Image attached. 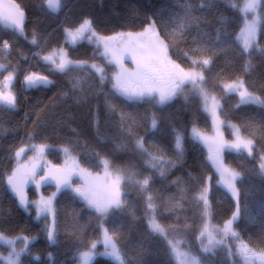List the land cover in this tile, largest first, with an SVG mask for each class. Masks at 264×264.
Segmentation results:
<instances>
[{
	"label": "trees",
	"instance_id": "trees-1",
	"mask_svg": "<svg viewBox=\"0 0 264 264\" xmlns=\"http://www.w3.org/2000/svg\"><path fill=\"white\" fill-rule=\"evenodd\" d=\"M45 1L15 0L26 14L23 35L0 28V65L16 70L13 90L17 97L15 108L0 106V231L10 237H36L29 251L21 256V264H76L78 254L100 240L101 225L114 233L124 264H175L168 239L182 240L202 264H231L224 251L203 253L199 240L203 205L195 197L205 183L210 186L208 199L215 226L224 225L236 212V200L220 183V174L208 159V151L190 137L193 125L202 131L212 128L200 96L188 91L190 85L163 106L155 101L126 102L116 96L110 79L115 66L107 64L94 44L66 43L64 30L78 26L86 18L105 37L138 33L155 21L169 45L171 59L185 70L203 72L202 87L221 105L218 114L225 121L221 130L224 138H231L227 128L230 123L239 128L241 136L253 141L251 156L225 152L224 160L240 174L236 181L240 211L233 229L249 247L264 249V175L260 170V157L264 156V104H240L238 94L225 92L222 87L242 79L253 96L264 100V24L254 46L243 52L237 35L243 21L238 8L244 0H61L56 14L45 9ZM34 33L35 45L31 43ZM4 41L9 49L3 48ZM61 47L66 48L73 61L104 66L109 79L101 85L99 76L87 66L63 73L50 71L42 56ZM190 58H208L211 63L200 68L192 65ZM30 72L47 75L53 83L26 89L22 81ZM77 83L79 86L74 88ZM122 113L135 120L129 132L120 130ZM153 115L159 121L155 134L147 131ZM172 128L187 134L181 156L173 147ZM140 137L144 138L145 147L165 163H158L155 168L146 163L148 157L135 147ZM29 143L50 145L45 157L52 164L63 162V147H68L81 167L89 171H101L99 159L110 160L109 171L124 177L123 210L101 218L65 189L54 200L57 237L55 244L49 243L44 220L35 219L33 208L25 213L5 181L14 152ZM144 177H151L147 190L138 183ZM54 191L52 183L41 188L45 197ZM27 196L35 200L33 187L28 188ZM149 197L154 211L148 208ZM149 212L165 229L168 239L151 230ZM97 249L101 250V245ZM91 264L118 262L97 256Z\"/></svg>",
	"mask_w": 264,
	"mask_h": 264
},
{
	"label": "snow or ice",
	"instance_id": "snow-or-ice-1",
	"mask_svg": "<svg viewBox=\"0 0 264 264\" xmlns=\"http://www.w3.org/2000/svg\"><path fill=\"white\" fill-rule=\"evenodd\" d=\"M60 2L61 0H47L48 7L54 11L59 10ZM240 11L245 13V26L241 29V35L237 39L241 40L243 44L242 51L247 52L255 44L257 33L261 30V25L264 24V0H244ZM248 13L252 14L250 20L247 18ZM0 21H3L10 29L19 32L20 35L24 34L26 14L15 0H7L6 3L0 0ZM64 32L68 44L75 46L78 41L86 39L89 44L96 45V51L106 59L107 64L115 65L117 70L110 78L112 90L116 96L122 97L126 102L155 101L157 105L163 106L180 93L185 84H192L199 92L204 100L205 111L211 116L215 135L209 137L193 125L191 138L193 141L207 145L208 159L220 174V183L236 200V212L225 222L222 229L210 227L207 223L204 225L203 230L200 232V238L203 243V238L206 237L208 243L202 247V251L204 253L211 252L216 246L224 243L223 239L217 240L213 235L217 231L224 237L231 236L239 239V234L233 230L232 225L239 218L240 192L236 188V181L240 174L226 165L224 153L226 151L237 153L246 151L251 156L253 141L241 136L239 128L230 123L227 126L233 129L235 139L233 141L224 139L221 127L225 124V121L221 120L218 114L221 105L215 96L210 97V94L202 87L205 83L203 72L185 70L180 64L171 59L169 45L164 42L160 31L156 28L155 21H150L148 26L138 33H118L114 36L104 37L95 31L93 22L86 18L78 26L66 28ZM31 43L37 44L35 33ZM2 46L4 49L10 48L7 41H4ZM190 59L192 65L200 68H207L211 63V59L208 58L202 60ZM42 60L49 65L50 71L63 73L73 67L84 68L87 66L99 76L101 85L109 79L104 66L95 63L89 65L86 61H73L68 58V54L63 48L54 49L50 54L42 56ZM125 60H130L135 67L128 69L125 66ZM4 67V65H0V70H3ZM15 78L16 70L13 69L3 77V80H0V104L9 108L16 107L17 97L12 91ZM52 83L53 81L47 75L36 72H30L24 76L26 88L48 87ZM78 86V83L73 85L74 88ZM222 87L226 92L238 94L240 104H264V100L253 96L248 91L242 79L224 83ZM126 119L127 123L125 124ZM121 121V132H129L135 124L134 119L126 118L123 113L121 114ZM158 130L159 121L153 115L150 118V123H148L147 131L155 134ZM186 135L184 130L171 129V136L174 141L173 147L178 156L183 154ZM152 142L156 143L154 140ZM156 146L160 148L158 144ZM135 147L148 157L146 163L151 164L152 167L155 168L158 163H165L162 157L153 154L145 147L143 137L135 141ZM49 148L51 146L47 144L37 145L32 143L20 147L15 151L16 166L10 170L9 174H6L7 186L15 198L18 199L19 206L25 213H29L30 208L34 207L35 219L37 221L44 220V231L49 243L55 244L57 237L53 201L65 189H70L77 197L85 201L90 208L95 209L101 217H107L112 211L123 210L120 187L124 177L109 171L112 166L110 160L107 158L99 159V164L103 165L105 170L104 176L100 177L81 167L68 147L61 149L66 157L64 163L62 165L52 164L51 161H47L45 158V152ZM160 150L163 151L164 149L160 148ZM28 151L33 152L34 155L21 162L20 158L25 156ZM260 160V170L264 172V156H261ZM41 161H43V164H41ZM119 171V169L116 170L117 173ZM74 175L83 179L82 187H73L72 177ZM161 175H163V171H161ZM150 179L151 177H144L142 181H138L141 188L147 190ZM208 180L210 181L211 177H208ZM30 183L34 184L37 190L45 184L54 183L56 191L48 197L41 195L38 200H29L26 188ZM209 191L210 186L205 183V186L195 197L197 202L203 205L202 215L204 218L210 217ZM148 208L154 211L151 197L148 198ZM49 216L52 217L50 221L48 220ZM149 224L153 232L159 233L167 239L165 229L156 222L154 215ZM101 231L103 239L93 241L88 251L80 253L81 264H91L93 256L96 255L94 250L99 243H102L105 248V252L101 255L112 257L118 264H124L122 253L114 239V233L110 234L109 230L103 227H101ZM35 239L36 237L24 235L10 237L0 231V242L6 244L10 249L7 256L0 254V262H3V264H21V256L29 251L30 245ZM18 242L22 245L19 248L17 247ZM167 243L177 264H201L200 259L181 250L180 241L168 240ZM237 254L244 264H256L257 261L259 264H264V249H253L243 241H240L237 245ZM34 259L39 260V257H34Z\"/></svg>",
	"mask_w": 264,
	"mask_h": 264
},
{
	"label": "rangeland",
	"instance_id": "rangeland-1",
	"mask_svg": "<svg viewBox=\"0 0 264 264\" xmlns=\"http://www.w3.org/2000/svg\"><path fill=\"white\" fill-rule=\"evenodd\" d=\"M61 3V2H60ZM243 3H244V1L242 2V4L239 6V11H240V8H242L243 7ZM60 6H61V4H60ZM240 13L242 14V16H243V21H242V26H241V29H243L244 28V26H245V24H244V20H245V13H243V12H241L240 11ZM247 18L250 20L251 18H252V14L251 13H248L247 14ZM241 29H240V31H239V33H238V35H237V37H239L240 35H241ZM101 36V35H100ZM105 37V36H104ZM256 39H257V36H256ZM83 41H86L87 42V40L85 39V40H83ZM237 41L239 42V45L241 46V48L243 49V44H242V42H241V40H238L237 39ZM80 41H78V43H79ZM67 43V42H66ZM255 43H256V40H255ZM67 45L68 46H73V45H71V44H68L67 43ZM95 45V44H94ZM96 46V45H95ZM254 46V45H253ZM61 48H63L65 51H66V48L65 47H61ZM61 48H58V49H61ZM252 48V47H251ZM250 48V49H251ZM250 49L248 50V51H250ZM54 49H52L51 51H47L46 53H45V55H48V54H50L52 51H53ZM101 51H102V49H101ZM247 51V52H248ZM105 61H106V59H105ZM107 62V61H106ZM5 66V65H4ZM115 66V65H114ZM125 66L128 68V69H133L134 67H135V65L134 64H132V62L130 61V60H125ZM117 69H116V67H115V71H116ZM196 72H200V71H198V69H194ZM11 70L10 69H8L6 66L4 67V69L3 70H0V80H3V77L4 76H6L7 74H8V72H10ZM22 84L24 85V87L26 88V86H25V84H24V78H23V81H22ZM186 85H190V87H188V91H191V92H193V93H195V94H197V95H199L200 96V98H201V100H202V105H203V111L208 115V117H209V119L211 120V124H212V119H211V116L209 115V113L208 112H206L205 111V104H204V100H203V97L199 94V92L193 87V85L192 84H185L184 86H183V88L186 86ZM14 86H15V81H14ZM13 89H14V87H13ZM12 89V91L15 93V91ZM26 89H28V88H26ZM184 90V89H183ZM182 92V91H181ZM226 92V91H225ZM212 95H210V97H211ZM209 102H211L210 100H209ZM232 125H234V124H232ZM236 126V125H235ZM224 127V125L221 127V130H222V128ZM237 127V126H236ZM227 128L229 129V131H230V133H231V138H229V139H225V140H227V141H233L234 139H235V136L233 135V129L232 128H229L228 126H227ZM199 129V128H198ZM200 130V129H199ZM203 134H205V135H207V136H209V137H212V136H214L215 135V132H214V130H213V126H212V128L209 130V131H202V130H200ZM190 137H191V130H190ZM192 139V138H191ZM196 143H198V144H200L206 151H208V147H207V145H205V144H203V143H200V142H197V141H195ZM20 148V147H19ZM18 148V149H19ZM17 149V150H18ZM227 152V151H226ZM233 153H237V152H233ZM242 153H245V154H247L248 155V153L245 151V152H242ZM32 155H34V153L33 152H31V151H28L26 154H25V156H23V157H21L20 159H21V162H23L24 160H26L27 159V157H29V156H32ZM46 158V157H45ZM65 159H66V157H65V154H64V157H63V162L60 164V165H62L63 163H64V161H65ZM47 160V159H46ZM48 161V160H47ZM16 163H17V161H16V158H15V152H14V154H13V157H12V161H11V164H10V168H9V170L7 171V173L6 174H9L10 173V170L12 169V168H14L15 166H16ZM41 164H43V161H41ZM89 171V170H88ZM104 167H102V169H101V171H96V172H93V171H89V172H91L93 175H99L100 177H103L104 176ZM262 174L264 175V172H262ZM5 181H6V175H5ZM72 182H73V187H82L83 186V183H84V181H83V179L80 177V176H77V175H74L73 177H72ZM6 185H7V182H6ZM52 185L55 187V184L54 183H52ZM8 187V186H7ZM29 187H33V189L35 190V194H36V198H35V200H38L39 199V197L42 195V193H41V188L39 189V190H37L36 188H35V185L34 184H29L28 186H27V188H26V193H27V190H28V188ZM9 189V188H8ZM68 190H70V189H68ZM10 191V190H9ZM55 191H56V187H55ZM71 191V190H70ZM120 191H121V199H122V195H123V180L121 181V187H120ZM72 192V191H71ZM11 193V192H10ZM73 193V192H72ZM12 194V193H11ZM74 194V193H73ZM13 195V197L15 198V196H14V194H12ZM75 195V194H74ZM45 197V196H44ZM79 198V197H78ZM16 200H17V202H18V199L17 198H15ZM80 199V198H79ZM85 205H86V207L89 209V210H91V211H93V212H95L98 216H100V214L99 213H97L96 211H95V209H92V208H90L88 205H87V203L85 202V201H83L82 199H80ZM19 204V203H18ZM53 206H54V201H53ZM33 209H34V207H33ZM203 213V212H202ZM101 217V216H100ZM153 217V214L151 213V212H149V221H150V219ZM48 218H52L51 216H49ZM101 218H104V217H101ZM209 224L210 225V227H214V228H216V229H222L223 227H224V225H222V226H215L214 225V223H213V221H212V219H211V210H210V217L209 218H204L203 217V224H202V228H201V231L203 230V228H204V225L205 224ZM149 226H150V224H149ZM101 227H103V228H105V226H103V225H101ZM101 227H100V240H102L103 239V235H102V231H101ZM233 227V226H232ZM151 228V227H150ZM152 230V229H151ZM234 230V229H233ZM235 231V230H234ZM154 233H156V232H154ZM159 234V233H158ZM213 235L216 237V239L217 240H220V239H223L224 240V243L222 244V245H218V246H216L211 252H216V251H218L219 250V252H220V254H222V252L224 251L225 253H224V255H226L225 257L228 259V261H229V263H231V264H244V262H243V260L241 259V257L237 254V245L240 243V241H242L240 238L239 239H236V238H233V237H231V236H227V237H224V236H222L221 235V233H219L218 231L217 232H214L213 233ZM164 237V236H163ZM167 239H168V237H167ZM169 240V239H168ZM167 240V241H168ZM199 240H200V245L203 247L204 245H207V243H208V241H207V238L205 237V238H203V243H202V240H201V238L199 237ZM173 241H180L181 242V244H180V247H181V250L182 251H184V252H188V253H190L192 256H194L188 249H187V247H185V245L183 244V242H182V240H178V239H175V240H173ZM98 245H101V247H102V249L101 250H98L97 249V247H96V249L94 250L95 251V253H96V255H94L93 256V258H92V260L94 259V257H97V256H99V257H102V258H104V259H109V260H113V258L112 257H109V256H104V255H101V254H103L104 252H105V248H104V245L102 244V243H99V244H97V246ZM20 246H22L19 242H18V244H17V247L19 248ZM168 248H169V252H170V254L172 255V257L174 258V262H175V264H177V261H176V259H175V257L173 256V254L171 253V249H170V247H169V245H168ZM5 249V250H4ZM89 250V249H88ZM88 250H86V251H88ZM9 251H10V249H9V247L6 245V244H4L3 242H0V254H2L3 256H7L8 255V253H9ZM230 251H231V254H230ZM211 252H208V253H205V254H209V253H211ZM81 253V252H80ZM80 253L78 254V256H77V262H76V264H81V261H80ZM204 253V252H203ZM213 254V253H212ZM196 257V256H195ZM92 262V261H91ZM0 264H3V262H0ZM202 264V263H201Z\"/></svg>",
	"mask_w": 264,
	"mask_h": 264
},
{
	"label": "water",
	"instance_id": "water-1",
	"mask_svg": "<svg viewBox=\"0 0 264 264\" xmlns=\"http://www.w3.org/2000/svg\"><path fill=\"white\" fill-rule=\"evenodd\" d=\"M3 2L6 3L7 0H3ZM44 7H45V9H46L49 13H51V14H56V13L58 12V10H57V11H54V10H52V9H50V8L48 7L47 0L45 1ZM25 23H26V22H25ZM24 27H25V25H24ZM0 28H1L2 30L9 31V32H17V31H15V30L10 29L9 27H7V25H6L3 21H0ZM17 33H19V32H17ZM0 106H4V107H6V108H9L8 106L3 105V104H0ZM47 241H48V240H47ZM48 242H49V241H48ZM256 264H259V262L257 261Z\"/></svg>",
	"mask_w": 264,
	"mask_h": 264
}]
</instances>
